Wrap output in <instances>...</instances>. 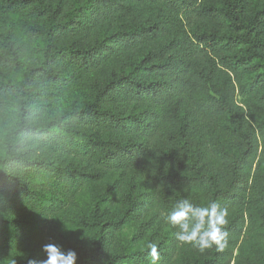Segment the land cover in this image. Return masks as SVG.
I'll return each instance as SVG.
<instances>
[{
	"label": "trees",
	"instance_id": "trees-1",
	"mask_svg": "<svg viewBox=\"0 0 264 264\" xmlns=\"http://www.w3.org/2000/svg\"><path fill=\"white\" fill-rule=\"evenodd\" d=\"M228 210L200 251L166 217ZM264 264V0H0V264Z\"/></svg>",
	"mask_w": 264,
	"mask_h": 264
},
{
	"label": "clouds",
	"instance_id": "clouds-1",
	"mask_svg": "<svg viewBox=\"0 0 264 264\" xmlns=\"http://www.w3.org/2000/svg\"><path fill=\"white\" fill-rule=\"evenodd\" d=\"M228 210L215 201L206 206H197L190 199L180 200L166 217L167 223L177 229L176 239L191 244L200 251L216 247L224 251L228 244V232L224 230L228 223ZM47 259L43 264H78V255L74 250L63 251L56 245H45ZM152 264L159 258L157 246L150 245Z\"/></svg>",
	"mask_w": 264,
	"mask_h": 264
}]
</instances>
